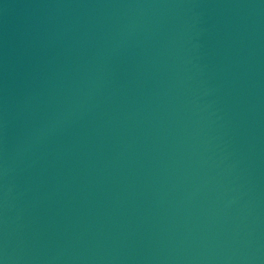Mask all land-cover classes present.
<instances>
[{
    "label": "water",
    "instance_id": "95a60500",
    "mask_svg": "<svg viewBox=\"0 0 264 264\" xmlns=\"http://www.w3.org/2000/svg\"><path fill=\"white\" fill-rule=\"evenodd\" d=\"M0 264H264V0H0Z\"/></svg>",
    "mask_w": 264,
    "mask_h": 264
}]
</instances>
